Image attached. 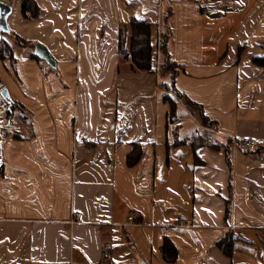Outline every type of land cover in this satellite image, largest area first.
I'll return each mask as SVG.
<instances>
[{"label": "crops", "instance_id": "obj_1", "mask_svg": "<svg viewBox=\"0 0 264 264\" xmlns=\"http://www.w3.org/2000/svg\"><path fill=\"white\" fill-rule=\"evenodd\" d=\"M0 1V264H264V0ZM132 18L174 75L119 52Z\"/></svg>", "mask_w": 264, "mask_h": 264}, {"label": "trees", "instance_id": "obj_2", "mask_svg": "<svg viewBox=\"0 0 264 264\" xmlns=\"http://www.w3.org/2000/svg\"><path fill=\"white\" fill-rule=\"evenodd\" d=\"M21 1H22V12L23 13H25L27 8L31 7L34 4L32 0H21ZM129 27H130V34H129L128 47H127L129 50H127L125 43L121 44V38H120V32H121L120 28L121 27L119 28V36H118L119 52L122 55H126V51H129L133 56V59H134L133 63L135 65V67H137L139 69L149 70V69H151V59H150L151 58L150 57V55H151V45H150V27H151V24L147 21L132 18L129 22ZM164 41H163L161 48L163 49L164 53L166 54L167 58L169 59L168 53L165 50ZM5 50H7V52H8L7 54L4 53ZM8 56H10L9 47L4 43L3 39L1 38L0 39V59H3V58L8 57ZM169 61L176 67L175 63L172 60L169 59ZM175 67L171 71L162 70V69H161V71L162 72L169 71V73L174 75L176 73ZM174 91L183 97V99L185 100L184 101L185 105L198 116L201 124L204 127L212 125V122L203 113L202 106L200 104L193 102L192 100L185 97L183 94L177 92L175 89H174ZM196 110H198V112H196ZM170 114H171V116H173L172 102H171ZM133 157H134V155L129 153V155L127 157V161L130 164L135 161V159ZM232 240H233L232 236L227 234V235H224L222 238H220L219 241L217 242V244L223 248V251L225 253H230ZM160 251H161L162 258L166 262H168V263L175 262L176 247L174 246V244L169 239L166 238L163 241V244L160 247Z\"/></svg>", "mask_w": 264, "mask_h": 264}, {"label": "rangeland", "instance_id": "obj_3", "mask_svg": "<svg viewBox=\"0 0 264 264\" xmlns=\"http://www.w3.org/2000/svg\"><path fill=\"white\" fill-rule=\"evenodd\" d=\"M126 28L129 30V34H130V27H129V25H123V26H121V32H120V38H121V44L123 43H125V46H126V48L128 47V40H129V36L127 35V31H126ZM165 40V36H164V34L161 32V33H159L158 35H157V49H156V51H157V53L156 52H153V47H151V55H150V59H152V63H151V68L153 67V66H155L156 67V70H158V74L159 75H163V74H165V73H169V71H171L172 69H174V65L169 61V59L167 58V56H166V54L164 53V51H163V49L161 48V46H162V44H163V41ZM127 50H129L128 48H127ZM5 54H7L8 52H7V50H5V52H4ZM156 53V54H155ZM127 54H130V57L129 58H127ZM158 55L160 56V59L158 60L157 58H158ZM126 58L128 59V60H131L132 62H133V56H132V54L129 52V51H126ZM159 62V63H158ZM133 66L135 67V65H134V63H133ZM154 68V67H153ZM139 69V68H138ZM161 69L162 70H169V71H166V72H162L161 71ZM140 70H144V69H140ZM150 70V69H149ZM148 71V70H147ZM163 87L166 89V91L168 92V93H170L172 96H174L175 98H178V99H180L181 101H185L184 99H183V97L182 96H180L179 94H177L175 91H174V89H173V87L171 86V85H169V84H164L163 85ZM196 109V108H195ZM196 112H198V110H196ZM208 127H210V126H208Z\"/></svg>", "mask_w": 264, "mask_h": 264}, {"label": "water", "instance_id": "obj_4", "mask_svg": "<svg viewBox=\"0 0 264 264\" xmlns=\"http://www.w3.org/2000/svg\"><path fill=\"white\" fill-rule=\"evenodd\" d=\"M11 8L6 3L0 1V39L2 37V33L8 32L9 28L7 25V16L9 15ZM34 55L45 61L48 65L54 67L55 61L51 57L49 51L41 44H36L34 47ZM0 95L2 98L10 104L9 95L5 88L0 90ZM141 264H145L142 262Z\"/></svg>", "mask_w": 264, "mask_h": 264}, {"label": "built area", "instance_id": "obj_5", "mask_svg": "<svg viewBox=\"0 0 264 264\" xmlns=\"http://www.w3.org/2000/svg\"><path fill=\"white\" fill-rule=\"evenodd\" d=\"M130 57V54H127V58ZM230 144H232L235 148L241 150V151H247L251 148L257 147L259 145V142L255 140L254 138L250 137H240V138H232L230 139ZM76 217H79V214L76 213ZM134 216L131 214L127 217L128 221H132ZM105 255L102 256L101 260L91 263V264H105Z\"/></svg>", "mask_w": 264, "mask_h": 264}]
</instances>
